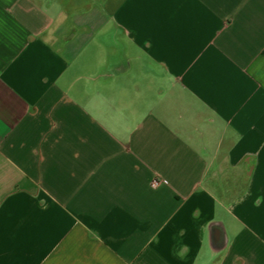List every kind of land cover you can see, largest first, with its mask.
<instances>
[{
  "label": "crops",
  "instance_id": "1",
  "mask_svg": "<svg viewBox=\"0 0 264 264\" xmlns=\"http://www.w3.org/2000/svg\"><path fill=\"white\" fill-rule=\"evenodd\" d=\"M0 264H264V0H0Z\"/></svg>",
  "mask_w": 264,
  "mask_h": 264
},
{
  "label": "built area",
  "instance_id": "2",
  "mask_svg": "<svg viewBox=\"0 0 264 264\" xmlns=\"http://www.w3.org/2000/svg\"><path fill=\"white\" fill-rule=\"evenodd\" d=\"M165 178L164 177H158L157 179L154 180V185H159L162 181H164Z\"/></svg>",
  "mask_w": 264,
  "mask_h": 264
}]
</instances>
